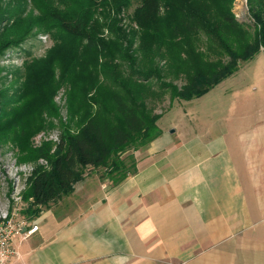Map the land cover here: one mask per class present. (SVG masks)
Instances as JSON below:
<instances>
[{"label":"trees","instance_id":"16d2710c","mask_svg":"<svg viewBox=\"0 0 264 264\" xmlns=\"http://www.w3.org/2000/svg\"><path fill=\"white\" fill-rule=\"evenodd\" d=\"M233 2L139 0L125 23L131 0H0V56L34 29L56 41L51 55L60 49L66 56L60 75L67 79V121L53 144L29 152L50 166L33 168L28 178L35 206L68 196L88 167L121 183L135 171L133 153L160 135L155 109L164 95L189 102L264 51V0H247L249 23L237 20ZM40 94L46 109L52 91ZM22 116L0 122V134L16 132Z\"/></svg>","mask_w":264,"mask_h":264},{"label":"crops","instance_id":"0c3cea01","mask_svg":"<svg viewBox=\"0 0 264 264\" xmlns=\"http://www.w3.org/2000/svg\"><path fill=\"white\" fill-rule=\"evenodd\" d=\"M263 117L158 125L134 173L114 185L85 169L8 264H264Z\"/></svg>","mask_w":264,"mask_h":264},{"label":"rangeland","instance_id":"374dc122","mask_svg":"<svg viewBox=\"0 0 264 264\" xmlns=\"http://www.w3.org/2000/svg\"><path fill=\"white\" fill-rule=\"evenodd\" d=\"M138 5L139 0H131L129 8L121 16L125 23ZM23 9L29 14L36 13L30 3H25ZM247 11V0H234L232 12L239 22L249 23ZM9 23H2L1 28ZM11 38L9 36L7 40ZM2 39L0 35V42ZM55 42L47 33L34 29L17 46L8 47L0 56V110H3L0 122L13 123L23 115L16 122L21 123L16 132L9 128L3 131L5 136L0 134V197L10 201V210L27 221L66 197L58 196L55 201L35 206L28 184L29 168L50 169L47 161L36 159L29 152L44 143L53 144L59 132V123L67 121V79L63 80L60 75L61 59L66 56L61 54L60 49L50 54ZM40 72L49 78L37 77ZM56 82L58 88L55 89ZM41 88L52 91L51 105L46 109L42 108ZM22 93L27 97L23 98ZM155 113H161L159 127L168 126L171 133L176 130L198 132L208 120L240 119L241 116L249 121L259 120L264 116V51L243 64L235 74L189 102L172 100L170 103L167 93L156 106ZM17 133H21L23 139L21 147L16 143ZM86 169L98 171L101 180L107 179L102 176V169Z\"/></svg>","mask_w":264,"mask_h":264},{"label":"built area","instance_id":"2783aa9c","mask_svg":"<svg viewBox=\"0 0 264 264\" xmlns=\"http://www.w3.org/2000/svg\"><path fill=\"white\" fill-rule=\"evenodd\" d=\"M54 141H56V135ZM32 170L33 168H29V176ZM37 230V224L18 217L14 210H10V201L0 197V264H8L17 257L18 253L13 245L16 237L23 242Z\"/></svg>","mask_w":264,"mask_h":264}]
</instances>
